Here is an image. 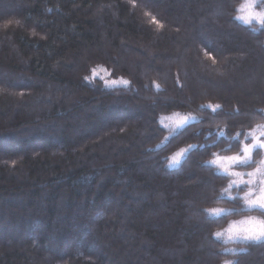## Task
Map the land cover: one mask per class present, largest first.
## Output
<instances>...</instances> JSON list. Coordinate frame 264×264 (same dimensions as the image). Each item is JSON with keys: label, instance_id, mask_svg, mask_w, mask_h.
Segmentation results:
<instances>
[{"label": "trees", "instance_id": "1", "mask_svg": "<svg viewBox=\"0 0 264 264\" xmlns=\"http://www.w3.org/2000/svg\"><path fill=\"white\" fill-rule=\"evenodd\" d=\"M233 4L0 0V264H220L211 229L226 218L202 205L224 178L205 161L229 141L207 125L264 117V28ZM174 110L202 116L163 142ZM245 247L235 264H258L264 240Z\"/></svg>", "mask_w": 264, "mask_h": 264}, {"label": "clouds", "instance_id": "2", "mask_svg": "<svg viewBox=\"0 0 264 264\" xmlns=\"http://www.w3.org/2000/svg\"><path fill=\"white\" fill-rule=\"evenodd\" d=\"M233 7V15L244 25H250L256 32L264 28V0H234ZM206 103L213 109L221 106ZM260 111L264 112V108ZM201 116L197 110H174L161 113L158 119L166 130L165 137H171L188 123H197ZM207 126L229 143L213 150L205 161L224 180L210 190L213 199L202 208L211 217L226 218L212 226L211 236L220 242V249L226 254L220 264H235V255L247 251L245 245L264 240V117L253 116L249 125L237 128L231 135L226 134L229 126L226 120H214ZM237 139L239 145L233 148L231 141ZM257 148L259 155H254ZM179 158L178 152L172 160L177 162ZM104 215L98 211L93 220L98 221Z\"/></svg>", "mask_w": 264, "mask_h": 264}, {"label": "rangeland", "instance_id": "3", "mask_svg": "<svg viewBox=\"0 0 264 264\" xmlns=\"http://www.w3.org/2000/svg\"><path fill=\"white\" fill-rule=\"evenodd\" d=\"M136 48L138 49L137 51H138V55H140V56H142L143 55V53L144 54H151V51L147 48V47H144V46H141V45H139V44H137L136 45ZM141 53V54H140ZM19 88H24V86H20ZM12 93H14V94H16V91H13ZM50 93V92H49ZM49 93L47 94V95H49ZM52 95L54 96V93H52ZM48 97H45L44 99H42V101L43 100H46ZM108 100V101H107ZM106 100V104H107V107H106V109H105V112L106 111H108V112H115V111H118L117 109L118 108H120L119 106H120V104L118 103V102H114V101H109V99H107ZM45 104V103H44ZM101 108H102V106H101V102H95L94 101V103H92V105H90L89 106V109H88V112H97V111H101ZM141 109L142 110V107L140 106V104H136V106L134 107V109L136 110V109ZM139 110H136L135 112H138ZM51 124H54V123H51ZM56 125V124H55ZM42 129H45V126H42L41 127ZM37 134V131H36V129H32V128H28V129H24L23 131H18V132H15L14 133V135H15V139L16 140H18V139H26V138H30L31 136H33V135H36ZM168 137H165L164 139H163V142L167 139ZM157 140H153L152 141V143L150 144V147L151 146H153L154 144H155V142H156ZM106 148V147H105ZM145 148V147H144ZM190 148V146L189 147H185V148H182V149H180L178 152L180 153V158H179V161H177V162H173V160H172V157L174 156V155H176V153L174 154V155H172L171 157H170V160H169V162H168V165L170 166V167H176L180 162H181V160H182V158H183V156L185 155V153L188 151V149ZM106 150H108V148L106 149ZM105 150V151H106ZM177 152V153H178ZM113 153V152H112ZM108 154H110V150H108L107 152H104V156L105 155H108ZM134 193L135 192H132V195L133 196H135V197H142L140 194H137V195H134ZM206 246H208L207 244H205ZM209 247V246H208ZM256 256L259 258L258 259V264H264V254L263 253H258L257 252V254H256Z\"/></svg>", "mask_w": 264, "mask_h": 264}, {"label": "snow or ice", "instance_id": "4", "mask_svg": "<svg viewBox=\"0 0 264 264\" xmlns=\"http://www.w3.org/2000/svg\"><path fill=\"white\" fill-rule=\"evenodd\" d=\"M12 23H13V21L9 20V21L5 22V26L10 25ZM120 82L123 83L124 85H128L130 83V81L124 80L123 78H121V81ZM105 83L106 84L107 83L115 84V83H117V81H115V80H113V81H106Z\"/></svg>", "mask_w": 264, "mask_h": 264}]
</instances>
